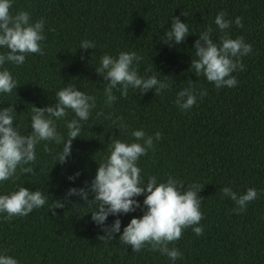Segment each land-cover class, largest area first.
Masks as SVG:
<instances>
[{
  "label": "trees",
  "instance_id": "trees-1",
  "mask_svg": "<svg viewBox=\"0 0 264 264\" xmlns=\"http://www.w3.org/2000/svg\"><path fill=\"white\" fill-rule=\"evenodd\" d=\"M19 10L28 11L33 21L44 18V54L27 55L19 66L6 65L17 88L0 95V107L14 104L17 122L26 134L31 131L32 104L54 103L55 91L68 83L93 95L96 105L81 137L73 139L66 163L54 164L62 144L48 142L45 150L41 142L32 164L34 174L18 173L14 182L0 185V193L16 185L45 188L50 204L63 198L69 187L90 182L98 162L107 155L111 136L131 141L133 129L143 128L148 135L159 131L161 139L154 140V149L138 161L141 175L145 180L153 174L166 180L171 174L185 184L196 181L202 188L198 193L203 198L202 233L196 235L190 226L169 243L182 252L175 264H264V0H12L10 12ZM220 11L226 19L241 17L242 27L232 23L226 31L233 38L242 36L252 52L241 58L244 69L233 73L237 85L217 89L189 70L198 33L171 47L159 37L173 16L187 21L193 33L211 25L217 41L221 33L213 21ZM84 39L93 41L95 48H78ZM121 50L137 51L144 58L138 71L167 79L171 87L159 95L149 90L140 96L129 89L121 97L115 92L117 99L111 107L105 106L106 81L95 72V65L102 53L115 55ZM189 80L207 94L198 96L185 111L174 99ZM109 113L124 119L127 134L114 128ZM66 118H72L70 111ZM57 127L65 131L62 121ZM77 170L79 177L69 180ZM224 185L238 194L253 187L258 198L243 212H230L235 205L219 192ZM137 199L142 201L143 195ZM73 201L87 207L84 200L72 196L63 208L55 209V215L46 204L23 217L0 219V252L14 256L19 264H170L165 255L147 246L133 252L118 241V233L111 240L98 239L103 233L87 213L92 209L74 208ZM140 215V209L122 215L121 231ZM114 218L110 215L106 222Z\"/></svg>",
  "mask_w": 264,
  "mask_h": 264
},
{
  "label": "clouds",
  "instance_id": "clouds-1",
  "mask_svg": "<svg viewBox=\"0 0 264 264\" xmlns=\"http://www.w3.org/2000/svg\"><path fill=\"white\" fill-rule=\"evenodd\" d=\"M11 5L12 0H0V95L12 93L17 88V80L6 67L7 64L19 66L25 62L27 55L44 54V18L33 21L26 10L12 14ZM225 15L220 11L214 17L213 23L221 33L217 41L212 38L214 29L211 25L193 33L187 21L173 16L170 26L159 37L161 43L171 47L181 44L187 36L198 33L192 44L194 51L189 70L198 78L203 76L217 89L237 85L233 73L244 69L241 58L252 52V45L245 42L242 36L233 38L226 31L232 23L242 27L241 17L230 20ZM78 48L94 49L95 43L84 39ZM81 59L84 57L81 56ZM143 59L137 51L121 50L115 55L107 52L99 55L95 72L106 81L103 84L105 106H112L117 99L115 92H119L121 97L127 96L129 89L140 96L149 90L159 95L171 87L167 79H158L155 74H141L138 68ZM206 94L205 89L197 90L193 81L189 80L188 87L176 92L174 103L186 111L193 107L198 96L203 98ZM54 96L55 102L52 104L42 107L32 104L28 111V128L31 131L26 134L17 122L18 112L14 104L0 107V185L5 181L14 182L18 173L34 174L32 164L37 159L36 146L41 142H44L45 150L48 142L62 144L53 157L54 164L68 161L72 154V141L81 137L82 127L89 120L96 100L93 95L86 94L71 83L57 89ZM69 111L72 113L71 119L66 118ZM108 118L114 128L119 132L124 129L127 134L128 125L122 117L109 113ZM58 121L63 122V133L58 131ZM130 136L134 138L131 141L111 136L107 143V155L98 162L90 182L85 181V186L81 187H69L63 198L52 200L50 204V194L45 188L16 185L14 190L0 193V219L23 217L46 204L55 215V209L63 208L70 197L77 196L87 203V207H78L75 201L72 202L73 207L92 209L87 213H91V221L103 233L98 235V239L111 240L118 233V241L130 246L133 252L147 246L165 255L170 264H175L182 252L176 247L170 248L169 243L180 239L183 229L190 226L196 235L202 233L203 198L198 195L201 185L196 181L185 184L171 174L166 180H158L155 174L148 175L145 180L138 161L154 149V140L159 141L161 133L156 131L148 135L143 128H139L131 130ZM79 175L77 170L68 179L75 180ZM219 192L233 201L235 207L230 212H243L249 202L258 198V191L253 187L238 194L230 186L224 185ZM141 195L142 201L137 199ZM137 209L142 211V215L133 216L121 231L120 217ZM110 215L115 218L109 224L106 221ZM0 264H19V260L0 252Z\"/></svg>",
  "mask_w": 264,
  "mask_h": 264
}]
</instances>
